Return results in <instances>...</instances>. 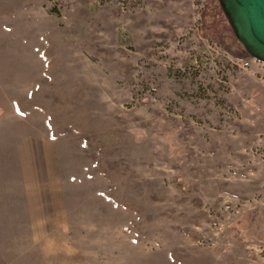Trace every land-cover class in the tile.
I'll list each match as a JSON object with an SVG mask.
<instances>
[{"label":"rangeland","instance_id":"1","mask_svg":"<svg viewBox=\"0 0 264 264\" xmlns=\"http://www.w3.org/2000/svg\"><path fill=\"white\" fill-rule=\"evenodd\" d=\"M205 1L0 0V264H264V63Z\"/></svg>","mask_w":264,"mask_h":264},{"label":"trees","instance_id":"2","mask_svg":"<svg viewBox=\"0 0 264 264\" xmlns=\"http://www.w3.org/2000/svg\"><path fill=\"white\" fill-rule=\"evenodd\" d=\"M201 22V37L214 44H216L220 49L228 53L231 57L239 61H249L253 58L246 52V50L239 44L231 26L226 19L218 0H206L202 7V12L200 15ZM70 105L74 106V103L68 101ZM63 101L60 108L64 109L69 103ZM74 110L76 106L73 107ZM67 126L72 128L78 133H83L85 131H90L89 127H79L74 120L67 122ZM110 133L106 134L108 137ZM112 141V140H111ZM98 145V151L102 152L105 148L104 140L100 138L95 139ZM116 145V143H115ZM120 152L121 150L118 149ZM100 167L104 170L102 175L106 181L113 185L120 178V174L130 173L135 175L136 172L128 168L123 162H115L112 164H107L104 160L99 163ZM176 186L181 185L177 182ZM223 202V199H218L217 205Z\"/></svg>","mask_w":264,"mask_h":264},{"label":"water","instance_id":"3","mask_svg":"<svg viewBox=\"0 0 264 264\" xmlns=\"http://www.w3.org/2000/svg\"><path fill=\"white\" fill-rule=\"evenodd\" d=\"M239 44L264 63V0H218Z\"/></svg>","mask_w":264,"mask_h":264},{"label":"crops","instance_id":"4","mask_svg":"<svg viewBox=\"0 0 264 264\" xmlns=\"http://www.w3.org/2000/svg\"><path fill=\"white\" fill-rule=\"evenodd\" d=\"M0 118H1V112H0Z\"/></svg>","mask_w":264,"mask_h":264}]
</instances>
